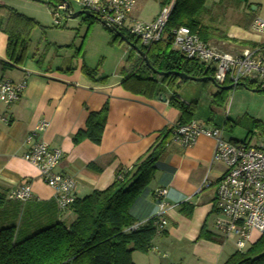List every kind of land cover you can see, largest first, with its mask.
Wrapping results in <instances>:
<instances>
[{"label":"crops","instance_id":"0c3cea01","mask_svg":"<svg viewBox=\"0 0 264 264\" xmlns=\"http://www.w3.org/2000/svg\"><path fill=\"white\" fill-rule=\"evenodd\" d=\"M161 1L136 0L129 19L152 21L161 8ZM0 3L5 5L2 0ZM204 8L201 22L214 33V38L208 43L222 42L225 50L236 51L241 48L240 41L257 45L264 42L258 35L247 32L254 18L264 20V0H207ZM233 13L241 16L234 22L224 20ZM68 20L61 23L62 27H73L68 26ZM85 25L80 42L74 40L68 45L53 40L50 43L56 49L71 46L75 50L65 57L69 61L64 67L53 65L54 56L61 57L60 52L55 50L47 57L37 59L39 50H30L31 57L23 66L5 68L6 36L0 32V79L26 83L17 102L10 107L0 103L1 203L7 201L11 204L7 194L28 181L33 194V198L23 205L28 212L33 210L35 214L44 216L45 212L51 214L47 209L49 205L56 206L52 190L41 181L37 169L23 160V155L30 148L26 138L40 122H45L47 127L38 137L62 152L55 171L74 179L78 199L109 186L118 170H129L140 157L160 143L170 126L179 122V112L168 104V96L173 92L164 84L159 85L158 95L141 94L136 85L122 84L130 64L126 63L118 73L111 75H100L99 65L91 68L85 64L82 38L90 30V25ZM102 28L96 32L100 31L111 40L109 29L103 25ZM71 30L73 35L80 33L79 29ZM241 31L246 36H242ZM68 34L72 36V33ZM223 36L234 39L236 43L222 39ZM134 53L133 59L138 56L137 52ZM121 63L118 61V65ZM82 66L97 68L94 79L81 72ZM98 78L105 80L99 82ZM177 90L175 95L181 101L192 102L182 99ZM105 104L108 111L101 142L94 144L84 140L74 145L72 139L78 130L84 128L88 115L100 111ZM209 122L200 123L209 128L218 127ZM214 144L213 139L200 136L188 148L177 145L164 147L152 181L134 202L130 213L136 226L145 224L158 214L166 225L163 234L153 239L152 248L147 253H132L134 264H223L235 251L230 241L233 248L230 252L228 241L219 238L213 228L216 183L224 172V166L212 159ZM204 180L208 182L207 186H202ZM158 189L166 190L162 206L154 196ZM15 208L8 205L5 210L14 211ZM56 217L66 225L74 219L70 210L57 213ZM202 233L206 238H200ZM252 237L255 240L258 235L253 234Z\"/></svg>","mask_w":264,"mask_h":264},{"label":"trees","instance_id":"16d2710c","mask_svg":"<svg viewBox=\"0 0 264 264\" xmlns=\"http://www.w3.org/2000/svg\"><path fill=\"white\" fill-rule=\"evenodd\" d=\"M32 1L45 3L44 0ZM170 1L162 0L160 7L162 8ZM206 1L174 0L164 29L163 40L151 47H144L135 38L125 35L133 47L130 49L126 62L130 66L125 72L122 84L132 83L140 89L141 94L149 92L154 95L159 94V85L164 84L173 92L168 96V104L179 112L177 124L180 125L193 121L197 102L184 103L175 95L177 88L184 83L177 76L173 74L158 76L156 72H179L197 78L211 77L212 74L204 71L196 61L185 59L171 49L172 31L179 27L188 28L204 43L214 38L212 29L201 22ZM82 21L88 26L97 22L93 16L83 17ZM37 27L43 29L33 18L0 3V32L6 36L7 63L3 64L5 68L23 66L30 58V35ZM108 31L111 34V45L122 42L110 29ZM222 39L236 43L234 39H228L225 36ZM238 44L241 47L257 45L248 41H240ZM136 50L145 54L151 69L145 65L139 54L133 59ZM81 72L94 79L97 68L88 69L82 66ZM104 80L105 78L97 79L99 82ZM202 84L206 86L210 82L206 80ZM245 87L252 92H264L252 83L246 82ZM239 88L243 87L238 84L231 90ZM229 91L217 90L212 96V103L222 106ZM107 111V104H105L100 111L91 112L85 121L84 128L74 135L72 143L77 145L88 140L99 144ZM228 121L229 119L226 118L224 128L230 123ZM168 137L169 133L166 132L160 143L140 157L129 170H118L113 181L103 190H94L83 198H76L67 209L74 216L69 225L57 220V213L64 211H60L53 205L47 208L51 210L49 211L51 214L45 212L46 214L42 216L38 213L40 217L33 210L28 212L24 206L15 208L14 211L13 209L4 210L3 213L6 215L12 213L14 222L0 227V264H134L133 252L147 253L152 248V241L157 236L154 225L157 217L130 229L135 225L130 210L152 181L156 163ZM17 218L19 221L15 222ZM25 218L28 220L27 225L22 229L20 225ZM15 223L17 225L20 223L19 227ZM204 234H200V238L205 237ZM223 264H264V233L243 252L234 251Z\"/></svg>","mask_w":264,"mask_h":264},{"label":"built area","instance_id":"2783aa9c","mask_svg":"<svg viewBox=\"0 0 264 264\" xmlns=\"http://www.w3.org/2000/svg\"><path fill=\"white\" fill-rule=\"evenodd\" d=\"M51 10L53 25L60 27L63 21L71 19L74 10L86 11L112 26L126 36L138 40L144 47L163 40L164 29L173 8L174 0L160 8L157 16L150 22L130 20L129 14L136 0H58ZM251 30L264 35V20L254 18ZM264 43V42H263ZM241 47L236 51L225 52L210 43L202 42L197 34L186 27L172 31L171 49L188 60L196 61L204 71H209L214 83L219 86H237L252 83L264 91V45ZM25 82L14 83L0 79V103L10 107L17 102L25 88ZM47 127L45 122L36 125L33 133L26 138L29 150L23 160L34 166L41 181L53 192V200L60 211H65L76 200L74 179L55 168L62 152L51 148L38 134ZM169 137L165 147L177 145L191 147L198 137L214 140L212 159L224 166V172L216 183L213 228L223 241H231L235 251L243 252L264 233V133H254L240 142L226 140L221 127H206L193 120L188 124H175L167 129ZM204 180L202 186H207ZM165 189H158L154 196L162 206ZM33 198L28 181L7 194L9 201L26 203ZM154 225L157 236L163 231L166 221L157 215ZM133 225L130 229L136 228Z\"/></svg>","mask_w":264,"mask_h":264},{"label":"rangeland","instance_id":"374dc122","mask_svg":"<svg viewBox=\"0 0 264 264\" xmlns=\"http://www.w3.org/2000/svg\"><path fill=\"white\" fill-rule=\"evenodd\" d=\"M2 2H4L5 5L14 8L19 13L33 18L43 27V29L38 27L33 29L30 35V50L34 52L39 50L37 59L39 57H47L49 53L56 50L57 52H60L59 55L61 54V57L56 58V56H54V59L52 60L54 61L53 65L67 66L66 64H68L69 59H66L65 57L67 55H72L73 52H75L73 47L70 46L66 49L64 47H57L56 49V47L50 43H52L53 40L68 45L74 40L75 42H80L86 27V23L82 21L84 16H80L76 19H69L67 21L68 26L73 25V27L64 28L62 27V24L60 27H55L53 25L51 10L53 7L57 6L59 3L58 0H44L45 3H39L32 0H2ZM72 8L74 12L79 11V9L73 4ZM240 16L241 14L233 13L229 17L226 16L224 20L234 22ZM89 27L90 30L88 34L85 33L84 39L82 38L85 46L82 51L85 64L91 68L99 65L98 72L100 75L118 73L121 68L126 65V54L129 46L124 42L110 45L108 43L110 40L108 36H105V34L102 35L100 31L96 32L97 29L103 30L102 25L99 22H95ZM74 28L75 31L76 29H79L78 31H80V33L75 32L73 35L74 32L71 29ZM68 31L72 33L71 37L70 34H68ZM241 32L242 36H246L244 31ZM247 32L258 35L259 40H264V35L253 32L251 28H249V31ZM210 44L218 47L222 51L230 52V50H225V46L222 42ZM29 57H31V54ZM118 61H122V63L118 65ZM216 90L217 88L214 83L204 86L202 83L186 81L180 86L177 92L178 94L180 93L182 99L188 102L194 100L197 102V109L193 120L202 123L210 121V124H215V126L221 127L224 132V137L226 138L240 142L247 137L254 136V133H264V92H252L244 88L233 89L228 92L225 103L222 106H217L214 103H211L212 96ZM226 118L229 119L230 123L224 128ZM10 203L11 204L7 201H3L0 204V227L8 226L14 220L11 215L12 213L7 215L3 213L6 206L12 205V207L19 209L24 205L22 203L16 205L15 203L17 202L12 201H10ZM18 218L15 222L19 221ZM27 221V218H25L21 225L20 223H18V225L15 223V225L17 227L20 225L23 229L26 227ZM231 244L230 241L227 242V247L231 250L230 252H232L233 249Z\"/></svg>","mask_w":264,"mask_h":264},{"label":"water","instance_id":"95a60500","mask_svg":"<svg viewBox=\"0 0 264 264\" xmlns=\"http://www.w3.org/2000/svg\"><path fill=\"white\" fill-rule=\"evenodd\" d=\"M80 16H84V17H91L92 15L86 11H77L75 13H73L71 19H76ZM101 25L107 27L108 29H110L115 35H117L122 42L126 43L129 47H133V45L128 41L127 37L120 31H118L117 29H115L114 27L112 26H108L106 24H104L103 22H100ZM136 52L143 58L144 62H145V65L151 69V66H150V63H149V60L148 58L145 56L144 53L140 52L139 50H136ZM158 76H167V75H175L177 76L180 81L182 82H186V81H193V82H198V83H203L204 81L208 80L210 83H214L213 79L211 77L209 78H206V77H202V78H197V77H190V76H187L185 75L184 73H179V72H175V73H171V72H167V73H163V72H156ZM215 84V83H214ZM241 87H243L244 89H247L245 87V84H240ZM216 88L218 90L220 89H225V90H231L233 88V86H227V87H222V86H219L217 84H215Z\"/></svg>","mask_w":264,"mask_h":264}]
</instances>
